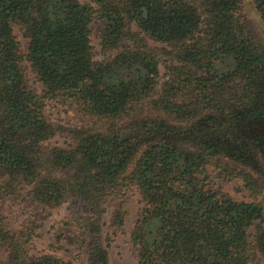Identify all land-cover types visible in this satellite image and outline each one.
I'll use <instances>...</instances> for the list:
<instances>
[{
	"label": "trees",
	"instance_id": "16d2710c",
	"mask_svg": "<svg viewBox=\"0 0 264 264\" xmlns=\"http://www.w3.org/2000/svg\"><path fill=\"white\" fill-rule=\"evenodd\" d=\"M241 1L0 0V264H73L30 254L33 229L7 226L1 205L22 191L49 208L70 197L65 224L88 264H111L103 215L132 186L143 201L137 264H264V0H253L259 28ZM94 20L104 61L94 59ZM46 100L87 121L51 123ZM64 132L70 145L45 144ZM208 166L240 179L252 200L205 183ZM124 217L119 203L109 224Z\"/></svg>",
	"mask_w": 264,
	"mask_h": 264
},
{
	"label": "rangeland",
	"instance_id": "374dc122",
	"mask_svg": "<svg viewBox=\"0 0 264 264\" xmlns=\"http://www.w3.org/2000/svg\"><path fill=\"white\" fill-rule=\"evenodd\" d=\"M90 1V0H82ZM240 13L250 25L259 28L260 16L258 15L253 0H242L240 3ZM91 44L93 46L94 59L104 61L110 57L109 52L101 49L100 39L98 37V22L94 20L91 23ZM134 30H138L133 25ZM14 33L20 42L23 53L27 52L28 40L23 36L19 26L14 27ZM148 43L154 47H162V44L154 40L147 39ZM166 57H160V72L164 74ZM26 78L30 89L41 94L42 85L36 79L35 74L30 66L25 62ZM164 80V79H163ZM44 114L46 118L55 125H62L66 128H72L76 125L87 121L74 106L46 100L44 104ZM73 142L68 132L57 133L45 142L46 145L67 146ZM205 183L213 188H220L224 192L230 194L236 200L250 201L252 198L249 192L243 187L242 181L238 178L223 179L215 175L212 166H208L204 174L201 175ZM23 199L20 197L16 202L5 201L1 205L2 215L7 226L12 230H19L22 227H30L33 229V235L29 243V253L32 255H40L48 253L65 260L71 261L73 264H88L87 251L85 245L73 239V235L69 232V226L65 221L72 212L71 198L67 196L64 203L57 207L49 208L41 203L30 201L22 191ZM264 206V188L261 195L257 198ZM121 203L125 210L124 224L117 228L109 224L110 216L114 207ZM143 206L141 195L135 186L124 191L119 199L110 201L106 205V211L103 215L105 224L102 228L103 238L109 240V254L111 264H137L136 251L131 242V231L139 216V209ZM2 259L5 254L0 252Z\"/></svg>",
	"mask_w": 264,
	"mask_h": 264
}]
</instances>
